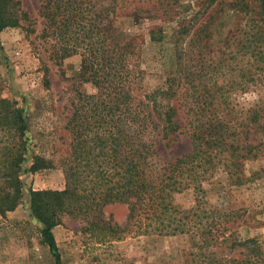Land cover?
I'll return each mask as SVG.
<instances>
[{"label":"trees","instance_id":"16d2710c","mask_svg":"<svg viewBox=\"0 0 264 264\" xmlns=\"http://www.w3.org/2000/svg\"><path fill=\"white\" fill-rule=\"evenodd\" d=\"M154 1L163 11L167 0ZM253 1L233 0L231 5L245 13L254 30L260 28L256 22H264V0L256 1L257 5ZM129 2L40 0L41 38L51 45V60L59 63L81 56L80 75L96 88V93L78 94L67 124L72 139L71 153L62 164L65 189L30 192L32 215L43 226L42 238L55 264L62 260L53 229L64 216L82 219L87 233L111 240L133 230L139 235L189 236L197 264H264L262 244L242 240L232 230L238 213L209 208L205 200L215 171L222 170L237 184L244 181V162L257 159L264 144V107L255 104L239 121L227 103L230 90L223 82L214 84L213 65L194 66L182 56L177 59L176 78L140 94L134 42H122L116 29L117 18ZM19 5L15 0H0V31L21 27L24 12L20 13ZM181 32L182 28L180 36ZM249 37V62L253 57L254 62H263L264 48L258 45L264 43L262 34ZM196 39L189 48L197 44ZM184 57H189L187 48ZM257 75L251 66L246 69L242 76L246 91L264 82V74ZM28 131L25 110L0 95L1 216L22 205ZM180 137L188 138L191 150L169 157L166 151ZM33 159L30 173L48 165L41 158ZM190 190L196 204L185 210L174 203V196ZM117 204L127 206L129 228L106 218L105 209ZM238 249H242L239 256L235 255Z\"/></svg>","mask_w":264,"mask_h":264},{"label":"rangeland","instance_id":"374dc122","mask_svg":"<svg viewBox=\"0 0 264 264\" xmlns=\"http://www.w3.org/2000/svg\"><path fill=\"white\" fill-rule=\"evenodd\" d=\"M15 1L20 3L18 8L24 15L21 27L0 31V95L25 110L29 121L28 152L21 172L22 205L0 215V264H55L53 253L42 238L43 226L32 215L30 192L65 189L62 164L71 153L72 139L67 124L78 94L90 95L96 93V88L80 75L81 56L59 63L51 60V45L41 38L44 21L39 15L40 0ZM256 1L252 4L257 5ZM231 2L167 0L160 11L154 0H131L123 9L124 15L117 18L116 29L122 42H134L138 92L145 94L165 87L170 77L176 78L177 59L182 56L183 61L189 59L187 62L194 66L213 65L214 84L220 86L223 82L230 90L227 103L239 121L255 104L264 107V82L246 91L242 77L249 66L256 76L264 74V61L256 63L253 57L250 63L246 53L250 33L259 32L264 41V22H256L260 28L253 30L250 19L236 11ZM200 29L203 32L197 34ZM194 39L197 44L189 48ZM258 45L264 48V43ZM190 150L188 138L180 137L166 154L180 157ZM260 150L257 159L244 162V181L240 184L222 170L215 171L205 200L209 208L237 212L232 230L242 240L256 239L264 249V144ZM34 157L48 165L30 173ZM174 203L188 210L195 206L196 196L193 191H186L175 195ZM128 213L127 206L120 204L105 209L106 218L121 228L130 226ZM85 226L80 218L64 216L62 224L53 229L61 264H197V251L189 236L139 235L133 230L124 233L122 239L111 240L87 233ZM240 252L242 249L235 255Z\"/></svg>","mask_w":264,"mask_h":264}]
</instances>
